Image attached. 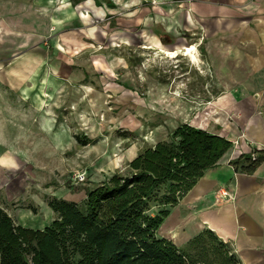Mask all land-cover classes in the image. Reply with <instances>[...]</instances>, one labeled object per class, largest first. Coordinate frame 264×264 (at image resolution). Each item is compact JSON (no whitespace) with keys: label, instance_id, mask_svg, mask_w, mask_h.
I'll return each instance as SVG.
<instances>
[{"label":"rangeland","instance_id":"rangeland-1","mask_svg":"<svg viewBox=\"0 0 264 264\" xmlns=\"http://www.w3.org/2000/svg\"><path fill=\"white\" fill-rule=\"evenodd\" d=\"M91 1L0 0V207L27 228L59 218L54 200L82 205L127 175L135 154L179 126L209 120L219 132L218 101L236 87L219 83L189 38L173 60L145 48L142 28L128 25L135 4L116 0L115 26ZM170 211L160 239L177 224Z\"/></svg>","mask_w":264,"mask_h":264},{"label":"crops","instance_id":"crops-1","mask_svg":"<svg viewBox=\"0 0 264 264\" xmlns=\"http://www.w3.org/2000/svg\"><path fill=\"white\" fill-rule=\"evenodd\" d=\"M144 1L123 3L135 4L138 12L128 25L142 28L148 43L145 48L178 54L189 38L196 42L192 46L201 48L204 62L214 70L219 83L236 85L218 101L219 111H223L219 123L215 122L222 128L219 132L209 129V120L193 126L227 139L233 147L172 208L178 213L177 224L165 229L164 235L181 249L196 235L210 230L242 264H264V163L252 175L230 165L242 155L264 150V0H154L151 9L141 7ZM96 2L92 0L88 6L110 16V25L116 26L112 18L119 8L116 0H112L114 8H100ZM160 34L168 36L171 44L163 45ZM220 190H227L231 199L220 200ZM172 218L170 211L165 222Z\"/></svg>","mask_w":264,"mask_h":264},{"label":"trees","instance_id":"trees-1","mask_svg":"<svg viewBox=\"0 0 264 264\" xmlns=\"http://www.w3.org/2000/svg\"><path fill=\"white\" fill-rule=\"evenodd\" d=\"M105 2L114 8L112 0ZM159 37L171 44L168 36ZM232 147L217 134L184 124L170 142L138 154L127 175L88 190L82 205L54 200L51 208L59 218L43 230L17 224L0 207V264H242L210 230L181 249L156 234L170 210ZM262 163L264 150L230 165L252 175Z\"/></svg>","mask_w":264,"mask_h":264},{"label":"built area","instance_id":"built-area-1","mask_svg":"<svg viewBox=\"0 0 264 264\" xmlns=\"http://www.w3.org/2000/svg\"><path fill=\"white\" fill-rule=\"evenodd\" d=\"M238 144V143H237ZM77 182L78 183H84L86 181V178L84 175H80L78 177H76ZM218 196L220 200H229L231 199L230 193L227 190H220L218 192Z\"/></svg>","mask_w":264,"mask_h":264},{"label":"bare ground","instance_id":"bare-ground-1","mask_svg":"<svg viewBox=\"0 0 264 264\" xmlns=\"http://www.w3.org/2000/svg\"><path fill=\"white\" fill-rule=\"evenodd\" d=\"M185 53V52H184ZM168 59H177L179 57V55H177V52H164L163 53ZM183 54V53H182Z\"/></svg>","mask_w":264,"mask_h":264},{"label":"water","instance_id":"water-1","mask_svg":"<svg viewBox=\"0 0 264 264\" xmlns=\"http://www.w3.org/2000/svg\"><path fill=\"white\" fill-rule=\"evenodd\" d=\"M177 140L180 141V138H178Z\"/></svg>","mask_w":264,"mask_h":264}]
</instances>
